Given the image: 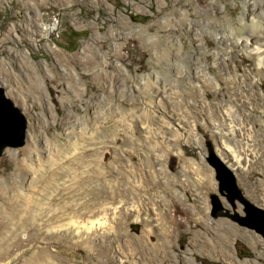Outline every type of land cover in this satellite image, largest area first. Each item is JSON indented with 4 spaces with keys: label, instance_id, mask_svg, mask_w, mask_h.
I'll use <instances>...</instances> for the list:
<instances>
[{
    "label": "rangeland",
    "instance_id": "obj_1",
    "mask_svg": "<svg viewBox=\"0 0 264 264\" xmlns=\"http://www.w3.org/2000/svg\"><path fill=\"white\" fill-rule=\"evenodd\" d=\"M257 38L264 0H0V88L26 121L0 155V264H264L254 232L211 218L205 162L206 142L227 165L222 141L244 147L213 120L256 121L233 172L264 206Z\"/></svg>",
    "mask_w": 264,
    "mask_h": 264
},
{
    "label": "water",
    "instance_id": "obj_2",
    "mask_svg": "<svg viewBox=\"0 0 264 264\" xmlns=\"http://www.w3.org/2000/svg\"><path fill=\"white\" fill-rule=\"evenodd\" d=\"M26 121L20 111L4 97L0 88V155L7 147L22 145L25 138ZM209 163L215 169V179L218 183V193L224 197L231 208L235 201L243 207V215L230 213L221 204L215 194L209 195V213L213 219L228 218L239 226L264 236V212L258 210L252 202L247 200L235 183V177L210 153ZM212 160V163H211Z\"/></svg>",
    "mask_w": 264,
    "mask_h": 264
},
{
    "label": "bare ground",
    "instance_id": "obj_3",
    "mask_svg": "<svg viewBox=\"0 0 264 264\" xmlns=\"http://www.w3.org/2000/svg\"><path fill=\"white\" fill-rule=\"evenodd\" d=\"M255 27L256 28L259 27L258 24H255ZM262 38H257L255 40L247 39L245 41V47L251 50V52L254 55V58L258 62L259 67H264V39ZM253 121L254 120L250 119L249 117H245L241 115H234L233 112L226 114V117L223 118L221 122L217 120L212 121V123L216 125L217 128L227 127L228 131L235 135H237V130L240 129L239 135L241 134V136H243L244 147H242L239 150L237 149L234 150L233 148L229 147L224 140L222 141L223 146L227 148L226 151L231 153L232 159L235 162L234 163L229 162L227 165V163L219 155L218 156L232 170V172L233 170L236 171L237 168H241L242 171H246L247 166H248L247 164H249L251 161V156L256 155V153L252 149V143H251V141H253V135L251 132L248 131V130H251L253 127V124L256 123V121L255 122ZM242 130H245V131H242ZM220 153L221 155H225L223 152H220ZM135 220H139V218L136 217ZM63 227H66V226L61 225L58 228L61 229ZM187 260L189 261L190 264H195V260L193 258L187 257Z\"/></svg>",
    "mask_w": 264,
    "mask_h": 264
},
{
    "label": "flooded vegetation",
    "instance_id": "obj_4",
    "mask_svg": "<svg viewBox=\"0 0 264 264\" xmlns=\"http://www.w3.org/2000/svg\"><path fill=\"white\" fill-rule=\"evenodd\" d=\"M206 147H207V150H208V155L205 157V162L207 163V168H208V170L214 173V178H215V176H216L215 169H214V167L212 166L213 164L211 165V164L209 163V161H208V160H210V155H209L210 153L214 156V158L217 159L218 162H220V164H221L222 166L225 167V169H227L231 174H233V176L235 177V183H236L237 187L241 190L242 194L244 195V193H243V191H242V188H243V186H245V184L247 185L248 180L237 179V177L235 176L234 172H232V170H231V169H230V168H229V167H228V166H227V165L221 160V158H220L218 155L215 154V150H214V148L210 145V143L206 142ZM211 163H212V160H211ZM213 194H215V195L218 196V198H219L221 204L223 205V207H224L226 210H229L230 213H238V214H240V215H243V212H242L243 207H242L241 205H239V204L235 201V207H234V208H231V206L228 205V203L226 202L225 198L219 195V193H218V183H217V193H213ZM244 197H245V195H244ZM222 198L224 199V202H223ZM245 198H246V197H245ZM246 199H247V198H246ZM247 200H249V199H247ZM249 201H250V200H249ZM250 202H251V201H250ZM252 204H254V206H255L258 210H261V211L264 212V206H263V205H258V204H255V203H253V202H252ZM209 214H210V213H209ZM235 224H236V223H235ZM248 230H249V229H248ZM249 231L254 232L253 230H249ZM253 236H254V237H259V238L263 241V243H264V236H262V235H260V234H258V233H256V232H254ZM261 248H262V250H264V246L261 247ZM238 255L241 256V257H242V256H245V255H247V257H253V256H255V254H254L253 251H250L249 249H248V250H247V249H244V247H238Z\"/></svg>",
    "mask_w": 264,
    "mask_h": 264
},
{
    "label": "built area",
    "instance_id": "obj_5",
    "mask_svg": "<svg viewBox=\"0 0 264 264\" xmlns=\"http://www.w3.org/2000/svg\"><path fill=\"white\" fill-rule=\"evenodd\" d=\"M58 17L57 16H51L50 19L47 21V23L44 26V32L46 34H53L56 31V27L58 24Z\"/></svg>",
    "mask_w": 264,
    "mask_h": 264
}]
</instances>
